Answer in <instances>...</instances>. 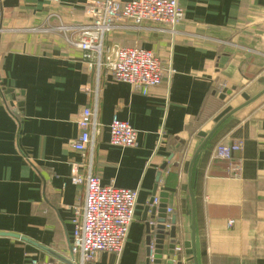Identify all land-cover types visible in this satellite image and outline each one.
<instances>
[{
	"label": "crops",
	"instance_id": "obj_1",
	"mask_svg": "<svg viewBox=\"0 0 264 264\" xmlns=\"http://www.w3.org/2000/svg\"><path fill=\"white\" fill-rule=\"evenodd\" d=\"M93 1L0 3V264L58 260L51 253L71 261L72 222L85 199L84 184L71 179L88 174L138 193L121 255L102 252L90 264H146L144 212L160 201L166 225L176 219L181 247L168 255L165 227L162 264H264V94L221 123L198 152L199 133L211 134L226 105L264 91V0H177L183 18L174 35L148 23L109 34L106 46L149 50L168 70L147 95L49 30L57 23L50 15L88 24ZM84 108L96 112L99 132L80 153L72 145ZM113 116L137 132L135 147L109 145ZM219 144L242 148L219 160ZM166 188L173 191L162 199ZM156 214L148 217L153 225ZM154 238L151 232V246Z\"/></svg>",
	"mask_w": 264,
	"mask_h": 264
},
{
	"label": "built area",
	"instance_id": "obj_2",
	"mask_svg": "<svg viewBox=\"0 0 264 264\" xmlns=\"http://www.w3.org/2000/svg\"><path fill=\"white\" fill-rule=\"evenodd\" d=\"M85 9L88 24L70 25L55 15H50L48 20L55 17L57 23L49 30L62 35L68 45L83 52L84 57L93 60V63L105 66L116 81L130 85L142 95H147L151 88L158 86L168 70L164 69L161 61L151 51L139 47L106 46L105 38L117 29H140L145 23L162 27L164 31L174 35L176 26L183 18L177 0H95L88 3ZM36 30L39 29H32ZM3 32L0 10V34ZM77 126L79 135L72 149L83 153L93 145L99 132L96 112L89 108L82 109ZM108 133V143L111 146H136L137 132L116 116L111 119ZM241 148L238 144H219L214 149V158L230 160ZM239 169L237 167L236 170ZM71 181L74 184H84L85 199L82 208L78 210L81 218H75L72 222L70 262L75 264L76 259L78 264H90L102 252L121 255L134 219L137 191L103 185L99 178L91 174L84 178L73 177ZM156 203L157 198L154 199V204ZM174 252H181V247H175ZM151 261L150 253V264ZM43 264L65 263L53 260ZM172 264H178V260L173 258Z\"/></svg>",
	"mask_w": 264,
	"mask_h": 264
},
{
	"label": "water",
	"instance_id": "obj_3",
	"mask_svg": "<svg viewBox=\"0 0 264 264\" xmlns=\"http://www.w3.org/2000/svg\"><path fill=\"white\" fill-rule=\"evenodd\" d=\"M235 89H231L226 91L225 93L221 94L219 99L224 102L227 97L232 96V92ZM262 94H264V91L260 93L259 95H256L254 97H249L246 93H242L240 96L241 98L245 101L243 105H240L236 108H232L230 105H226L220 113H218L214 118H213V124L215 125L214 129L211 131V134L207 135L204 133H199L200 137H204L203 143L199 146L198 152L203 148L204 144L207 142V140L210 138L212 133L216 131V129L223 123L228 117L232 116L235 114L238 110H240L244 105H246L249 102L257 100ZM15 113V112H14ZM16 114V113H15ZM165 168V165H162L160 170H163ZM161 177V172L157 174V184L154 186V191H153V199H155L156 191L158 189V182ZM173 191V189H165V193H161L160 197L165 199L167 197V192ZM166 201H160V205L158 209L156 207L151 208V210H145L144 212V218L143 220L145 221V227H146V233L148 234L146 238V250H147V261L146 264H150V253L152 254V264H162V258H163V243H164V234H165V225H166V220H165V211H166ZM156 214V225H153L151 222L148 221V217H150L151 220H154L155 213ZM148 212H150V216H148ZM176 219L175 217H171L169 221V245H168V255H174V248L176 244ZM151 232L155 234V240L153 243V246H151ZM49 252V251H48ZM54 255V257L61 262L65 264H71L69 261L65 260L64 258L55 255L54 253H51ZM167 264H172V261H167Z\"/></svg>",
	"mask_w": 264,
	"mask_h": 264
},
{
	"label": "bare ground",
	"instance_id": "obj_4",
	"mask_svg": "<svg viewBox=\"0 0 264 264\" xmlns=\"http://www.w3.org/2000/svg\"><path fill=\"white\" fill-rule=\"evenodd\" d=\"M71 263V262H70ZM72 264V263H71Z\"/></svg>",
	"mask_w": 264,
	"mask_h": 264
}]
</instances>
